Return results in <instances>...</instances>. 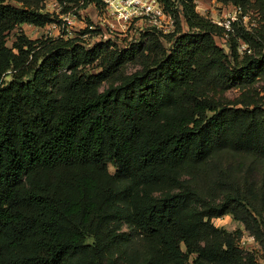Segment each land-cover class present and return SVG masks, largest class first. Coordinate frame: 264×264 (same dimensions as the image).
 Segmentation results:
<instances>
[{"label":"trees","instance_id":"obj_1","mask_svg":"<svg viewBox=\"0 0 264 264\" xmlns=\"http://www.w3.org/2000/svg\"><path fill=\"white\" fill-rule=\"evenodd\" d=\"M159 1L176 30L120 47L24 33L9 46L18 26L57 18L0 0V264H255L212 220L264 244V26L242 19L264 17V0H218L244 11L230 30L197 0Z\"/></svg>","mask_w":264,"mask_h":264},{"label":"rangeland","instance_id":"obj_2","mask_svg":"<svg viewBox=\"0 0 264 264\" xmlns=\"http://www.w3.org/2000/svg\"><path fill=\"white\" fill-rule=\"evenodd\" d=\"M41 5L43 7V12L50 13L53 15V17L57 18L56 22L43 28H39L30 24L18 26L8 36L7 41L9 46H12L13 41L16 39V36L19 33H24L30 39L35 40L41 39L43 37H60L64 29L66 32V37H81L85 40L88 46H92L95 42L101 39L103 33L107 32L108 34H111V39L116 41L120 47L125 46L131 40V37L137 36L139 34V29H133L132 33H130L128 37L116 31L110 33L108 23L105 21L106 18L104 15V10L102 8H98L94 3H89L84 9H78L74 3L70 4L73 7V9L69 12L73 18V22L68 28H63L62 17L68 14L63 12L65 5L63 6L59 0H41ZM236 8L237 6L233 4H225L219 2L218 0H197V11L201 15L212 19L216 23H227L231 17L235 15ZM242 19L244 25L251 31L254 28L263 29V14L256 11L255 9H252V7L246 10V14L244 13ZM90 25L93 26L92 29H100V32L98 30V33L82 34V32L86 29L91 28ZM217 42L227 51L229 50V45L226 42V39L217 37ZM138 68V65L128 64L123 68V72L130 74ZM94 71L97 72L98 70L94 69ZM10 79L11 76L6 78L7 81ZM109 83L110 82L103 84L102 88L108 86ZM259 85L261 86L264 84L261 82ZM240 94L241 92L238 88L231 89L226 93L227 97L230 99H234L240 96ZM259 165L262 169H264V161L260 162ZM200 168L205 169L204 171H207V173L212 172V165L209 162L202 165ZM109 169L111 173H114L115 168L113 165L110 164ZM198 175H200V173H198L196 177H198ZM186 177L188 178L189 175ZM212 221L217 227H223L229 232L233 233L240 231L241 235L237 241V244L243 250L244 256L251 254L254 256L255 264H264V244L260 240H257L256 237L251 234L248 229H246L245 225L241 221L236 220L231 215L214 218Z\"/></svg>","mask_w":264,"mask_h":264},{"label":"built area","instance_id":"obj_3","mask_svg":"<svg viewBox=\"0 0 264 264\" xmlns=\"http://www.w3.org/2000/svg\"><path fill=\"white\" fill-rule=\"evenodd\" d=\"M103 5L105 21L108 23L109 32L114 31L128 37L133 29L138 30L137 36L131 40H139L140 32L155 29L164 35L173 33L176 30V16L168 11L159 0H100ZM242 16L241 7L236 8L235 15L227 23H217L226 29H231V22ZM243 18V17H242ZM63 28L72 24L73 18L70 13L62 17ZM53 24V23H51ZM92 29V25H90ZM60 37H66L63 29ZM67 38V37H66ZM111 39V34L103 33L100 40ZM130 40V41H131ZM242 49L245 46L242 45Z\"/></svg>","mask_w":264,"mask_h":264},{"label":"crops","instance_id":"obj_4","mask_svg":"<svg viewBox=\"0 0 264 264\" xmlns=\"http://www.w3.org/2000/svg\"><path fill=\"white\" fill-rule=\"evenodd\" d=\"M23 25H25V24H23Z\"/></svg>","mask_w":264,"mask_h":264}]
</instances>
